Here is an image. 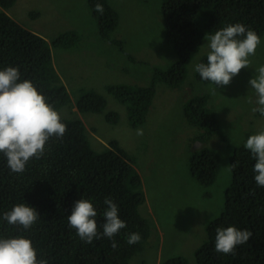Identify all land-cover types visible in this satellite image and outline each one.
<instances>
[{
	"label": "trees",
	"instance_id": "trees-1",
	"mask_svg": "<svg viewBox=\"0 0 264 264\" xmlns=\"http://www.w3.org/2000/svg\"><path fill=\"white\" fill-rule=\"evenodd\" d=\"M86 1L97 20L99 34L108 37L118 26V13L107 0ZM14 2L0 0V69L18 67L21 80H30L54 109L60 113L69 103L71 111L70 96L53 66L51 44L7 14L6 10ZM96 3L103 5V15L94 10ZM161 9L166 39L178 55L170 69L157 72L170 86H178L184 80L186 65L205 33H214L235 23L244 24L259 36L264 33V0H163ZM76 38L75 31H67L56 36L52 45L71 48ZM206 57L207 54L198 63L206 62ZM196 78L209 82L202 80L197 72ZM107 90L126 105L130 125L143 123L155 93L153 85L116 84ZM183 103L187 122L202 129L200 141L206 143L212 134L220 135L205 96H191ZM74 105L78 113L99 112L105 107V99L87 90ZM60 116L67 126L63 138L51 137L44 154L29 160L24 172H12L4 154L0 153V237L29 238L37 258L47 259L48 264H132L130 259L142 250L149 238L147 222L139 210L145 200L140 174L117 141H109L108 146L96 151L90 145L89 132L80 117ZM106 119L116 123L117 114L110 111ZM233 163L235 168L224 191L223 209L205 224L206 240L194 251L196 264H264V187L254 181L255 160L244 145L234 147L229 166ZM219 166L217 151L207 145L194 152L189 161L192 175L204 186L215 181ZM81 197L89 199L96 208L99 233L103 231L105 197H111L117 204L119 217L126 227L113 237L118 244L115 249L107 237L86 243L69 227L68 215ZM19 203H26L39 213L38 220L27 230L9 225L2 218ZM228 226L246 228L253 235L246 243L237 245L234 254L225 255L215 251V235L217 227ZM132 232H138L141 240L129 245L127 236ZM186 263L181 255H171L161 262Z\"/></svg>",
	"mask_w": 264,
	"mask_h": 264
},
{
	"label": "rangeland",
	"instance_id": "rangeland-1",
	"mask_svg": "<svg viewBox=\"0 0 264 264\" xmlns=\"http://www.w3.org/2000/svg\"><path fill=\"white\" fill-rule=\"evenodd\" d=\"M107 1L120 17L108 37L99 34L86 0H16L7 14L51 44L53 66L73 105L71 111L69 103L63 106L60 115L80 117L96 151L117 141L142 175L149 206L141 205L140 212L149 238L130 262L161 264L171 255H181L186 264H196L194 251L206 240L205 224L223 209L233 149L244 145L264 122V116L251 111L256 94L248 84L255 69L264 65V33L255 55L249 57L250 66L215 93L212 89L216 86L198 80L194 71L209 51L205 33L186 65L184 80L170 86L157 74L170 69L178 57L166 39L163 0ZM67 31L77 33L73 47L53 46L55 37ZM116 84L153 85L155 93L142 124L130 125L126 105L108 92V86ZM87 90L104 97L103 110L78 113L74 109L75 100ZM195 95L206 97L220 129V135L212 134L203 145L215 149L220 158L216 179L208 186L200 184L189 167L192 154L201 147L195 138L202 129L187 122L183 102ZM110 111L117 114L116 123L106 119ZM137 129H142L143 135H137Z\"/></svg>",
	"mask_w": 264,
	"mask_h": 264
},
{
	"label": "clouds",
	"instance_id": "clouds-1",
	"mask_svg": "<svg viewBox=\"0 0 264 264\" xmlns=\"http://www.w3.org/2000/svg\"><path fill=\"white\" fill-rule=\"evenodd\" d=\"M94 10L101 15L104 13L101 3H96ZM205 39L209 49L206 62L197 63L194 71L199 73L202 80L216 86L212 89L213 93L217 88L230 84L241 69L250 66L249 57L255 55L261 44L260 36L242 23L228 24L214 33H207ZM248 84L256 94L255 106L251 111L264 116V65L255 69V75L249 79ZM249 103H252L251 99ZM74 109H77L76 106ZM66 131L67 126L62 122L60 113L46 101L30 80H21L18 67L7 66L0 69V153L4 154L12 172H24L29 160L38 159L44 154L45 145L51 137L63 138ZM136 134L143 135V130L137 129ZM196 140L203 147L205 142L198 137ZM244 148L255 160L254 181L258 186L264 187V130L249 135ZM234 168L233 163L229 172ZM103 203L107 207L103 213L102 233L97 231L96 208L89 199L83 197L74 202L68 215L69 227L75 229L77 236L86 243H91L94 238L107 237L111 247L115 249L118 244L113 237L126 227V223L120 219L118 206L111 197H105ZM2 218L9 225L27 230L38 220L39 213L34 207L19 203L5 212ZM252 235L246 228L217 227L215 251L225 255L234 254L236 246L246 243ZM140 240L138 232L127 236L129 245ZM0 264H48V261L37 258L36 249L29 238L16 235L0 237Z\"/></svg>",
	"mask_w": 264,
	"mask_h": 264
},
{
	"label": "crops",
	"instance_id": "crops-1",
	"mask_svg": "<svg viewBox=\"0 0 264 264\" xmlns=\"http://www.w3.org/2000/svg\"><path fill=\"white\" fill-rule=\"evenodd\" d=\"M120 18V17H119ZM258 116H260V115H258ZM261 130H264V122L263 123H261L260 125H258L256 128H255V131L253 132V133H256V132H258V131H261ZM197 139V137L195 138V140ZM209 144V143H208ZM141 178H142V175H141ZM142 185H143V182H142ZM145 206V205H147V206H149V204H148V202L146 201V198H145V200H144V202H143V204H142V206ZM147 211V210H146Z\"/></svg>",
	"mask_w": 264,
	"mask_h": 264
}]
</instances>
